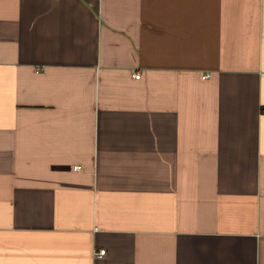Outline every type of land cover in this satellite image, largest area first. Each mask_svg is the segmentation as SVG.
<instances>
[{
  "label": "crops",
  "instance_id": "crops-1",
  "mask_svg": "<svg viewBox=\"0 0 264 264\" xmlns=\"http://www.w3.org/2000/svg\"><path fill=\"white\" fill-rule=\"evenodd\" d=\"M0 264H264V0H0Z\"/></svg>",
  "mask_w": 264,
  "mask_h": 264
},
{
  "label": "built area",
  "instance_id": "built-area-1",
  "mask_svg": "<svg viewBox=\"0 0 264 264\" xmlns=\"http://www.w3.org/2000/svg\"><path fill=\"white\" fill-rule=\"evenodd\" d=\"M140 76H141L140 73H136L135 74V77H137V78H139ZM204 77L205 78L210 77V74H207ZM105 254H106V248H102V249H100V250H98V251L95 252V255L96 256H104Z\"/></svg>",
  "mask_w": 264,
  "mask_h": 264
}]
</instances>
